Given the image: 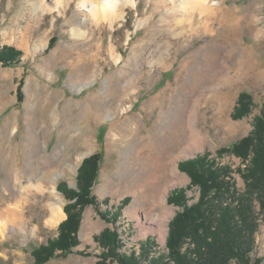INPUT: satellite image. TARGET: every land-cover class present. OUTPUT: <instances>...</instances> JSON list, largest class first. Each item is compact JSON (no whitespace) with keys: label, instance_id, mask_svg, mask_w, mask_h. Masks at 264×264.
<instances>
[{"label":"rangeland","instance_id":"rangeland-1","mask_svg":"<svg viewBox=\"0 0 264 264\" xmlns=\"http://www.w3.org/2000/svg\"><path fill=\"white\" fill-rule=\"evenodd\" d=\"M36 1L0 0L1 44L23 51L16 66L0 61V184L6 180L0 207L23 196L24 186L32 189L18 208V225L0 235V264H36L33 250L57 239L64 208L74 201L63 189L78 188L84 159L96 153L102 154L92 188L98 204L82 211L79 245L70 253L56 250L45 264H98L105 250L97 237L106 228L118 232L121 254L140 253L148 239L151 258L168 254L170 222L183 208L169 197L179 189L188 204L200 197L181 163L208 154L215 166L228 168L239 192L246 189L248 162L229 146L252 132L264 110V0H213L221 8L211 16L187 12L182 0L166 6L162 0H112L122 8L113 20L101 17L98 0H44L38 8ZM115 88H131L118 110L111 108ZM243 91L252 108L236 118ZM184 114H191L204 140L198 150L175 157L178 170L166 182L163 162L168 165L170 150L187 139L176 131ZM8 121L9 129L18 126L9 141ZM8 158L16 171L8 170ZM34 159L42 174L52 166L62 172L57 192L50 185L45 192L32 187ZM52 202L66 215L55 226L47 224ZM102 212L118 220L107 221ZM253 256L264 264V222ZM105 263L120 264L115 257Z\"/></svg>","mask_w":264,"mask_h":264},{"label":"trees","instance_id":"trees-1","mask_svg":"<svg viewBox=\"0 0 264 264\" xmlns=\"http://www.w3.org/2000/svg\"><path fill=\"white\" fill-rule=\"evenodd\" d=\"M52 38L49 48L55 44ZM23 51L0 41V61L7 66H16L22 60ZM251 95L243 91L236 105L234 116L241 118L250 113ZM230 151L248 164L243 170L246 189L239 192L230 177L227 167L215 166L208 154L181 163L187 170L192 183L199 186L200 197L188 204L184 189H179L169 197L170 202L183 206L170 222L167 238L168 254H155L151 258L148 247L150 240L141 244L137 254L118 252L121 240L116 230L106 228L97 237L104 247L101 253L106 264L108 257H115L120 264H261L262 256H253L260 223L264 222V110L255 119L252 132L233 143ZM101 153L84 159L79 169L77 189L64 188L63 191L73 202L65 206L67 218L61 222L57 239L42 244L33 250L36 264H45L55 257L56 250L72 252L79 245L78 231L81 215L88 204H98L92 193L100 169ZM229 177V178H227ZM256 202L260 210L256 209ZM107 221L118 216L102 212ZM167 257L169 259H167ZM144 258V261L141 259Z\"/></svg>","mask_w":264,"mask_h":264},{"label":"bare ground","instance_id":"bare-ground-1","mask_svg":"<svg viewBox=\"0 0 264 264\" xmlns=\"http://www.w3.org/2000/svg\"><path fill=\"white\" fill-rule=\"evenodd\" d=\"M98 1L100 3V5H98L100 10H98V11H99V13H101L100 14L101 17H103V18L104 17H108V18L113 20V19H117L118 17L122 16V13L120 11L122 8L115 1H112V0H98ZM44 2H45L44 0H39V1H36L34 4L38 8L39 7V3H42V6H45ZM130 2L133 4L134 0H129L128 3H130ZM31 4H33V3H31ZM166 5H167V0H162V6H166ZM217 5H218V2H214L213 0H182V4L180 6L184 7L187 12L194 11V10L198 9V10H200V12L202 14L206 15V13H208L210 11H212V13H216L221 8V7L218 8ZM220 12H221V10H220ZM207 15L211 16V15H209V13ZM205 27H208V25H206ZM73 29L77 30L78 27L76 26ZM233 42H235V41H233ZM165 53L166 52L161 54V56H160L161 60H165L164 59V57H166ZM229 69H230L229 66H227L226 69L224 70V73L227 72ZM130 90H131V88H129L128 90L125 89V91H124V88L122 90L119 89V88H115V90H113V93L115 94V97L118 96V99H117L116 104L114 105V108L111 107L112 110L113 109L114 110L115 109L118 110L123 103L127 102V100L129 99L128 96L131 94ZM184 115L180 117V118L184 117V125L182 127L178 123V128H177L176 131H178L180 133L182 132V134L185 135L183 137V139H185V137L187 135V139L184 140V141L183 140L180 141L178 146L176 148H174L173 151L170 150V152H169V156L170 157L167 159L168 165H165V160L163 162L162 169L167 172V176L164 173V180L166 182H168V180L171 178V176L175 175L176 171L178 170L177 167L175 166V163H174L175 157L176 156L181 157L182 155H189L188 154L189 152H194L195 150H198L201 147V143L204 140V137H200V135L198 134V131L196 130L193 122L191 121L192 120L191 114H190L189 117H186V115L185 116ZM181 120L183 121V119H181ZM8 124H9V121H8V123L5 124V129H6V136L9 134L8 135V141H9L11 136L13 135V133H15L17 131L18 126L15 125V124H12L11 128L9 129V125ZM36 124L39 125L40 122L37 120ZM122 125H123V123H122ZM66 128L67 127H65L63 130H65ZM8 130H10V133L8 132ZM89 139H90L89 137H85V141L86 142L89 141ZM200 139H201V141H200ZM66 140H69V139L66 137ZM1 142H2V140H1ZM166 147H167V144H166ZM172 147H173V145H172ZM34 158H35V156H34ZM12 159L13 158H8L7 167H8V170L16 171L15 169L12 168L13 164H14V161ZM34 162H35V166L33 167V169L28 174L30 177H34L33 178L34 184H35V182H37L32 187L36 188L40 192H45V185H50V187L52 188L51 190L53 191V193L57 192L55 183H57V181L61 177V173L62 172L61 171L54 172V168L52 166V167H50L48 169L47 172H44L42 174V172H43L42 171V167L43 166L38 164L37 160H35ZM47 162H50V161H47ZM24 166H25V164H24ZM38 169L41 170V174H42L41 176L38 175V173H40V172H38ZM152 173H157V172H152ZM168 174H169V176H168ZM5 183H6V180H3L1 182V184H0V194H1V190L2 191H3V189L5 190V185H6ZM15 185H17V183H14V186ZM14 186L12 188H9V194H7V196H11L12 195V192H14V190H15ZM31 190L32 189L29 188L28 185L24 186V190H22L23 191V193H22L23 196H21L18 200L13 201L8 207H3V208L0 207V235H5V233H6V231H7V229L9 227H11L13 225H16V224L18 225V223H19V221L21 219L19 217L18 208L24 202L23 199L26 198L25 195L26 194L28 195V193H30ZM64 215H65V212H64L62 206H60L59 204L57 205L55 202H52L51 203V207H50V215H49L50 217L47 220V224L50 225V226H55L56 224H58L61 221V219H62V217H64Z\"/></svg>","mask_w":264,"mask_h":264}]
</instances>
